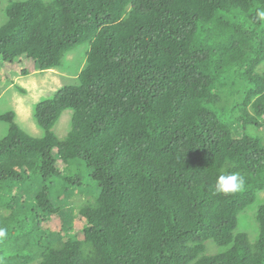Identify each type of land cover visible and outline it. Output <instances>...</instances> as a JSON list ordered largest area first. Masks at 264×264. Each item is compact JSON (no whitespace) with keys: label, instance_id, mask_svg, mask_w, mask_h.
<instances>
[{"label":"trees","instance_id":"obj_1","mask_svg":"<svg viewBox=\"0 0 264 264\" xmlns=\"http://www.w3.org/2000/svg\"><path fill=\"white\" fill-rule=\"evenodd\" d=\"M264 0H27L0 26V60L21 74L61 65L89 43L78 84L35 106L43 136L13 121L0 139V193L39 180L32 209L5 205L0 264H264V204L249 244L238 215L264 191ZM23 61H20V59ZM262 68V69H259ZM232 97L230 120L227 98ZM72 111L59 140L52 127ZM82 160L100 195L79 210L80 235L44 244L37 212L59 177L54 159ZM238 172L244 189L222 194L218 175ZM82 186L80 176L64 178ZM230 248L200 256L205 242Z\"/></svg>","mask_w":264,"mask_h":264},{"label":"rangeland","instance_id":"obj_2","mask_svg":"<svg viewBox=\"0 0 264 264\" xmlns=\"http://www.w3.org/2000/svg\"><path fill=\"white\" fill-rule=\"evenodd\" d=\"M27 0H0V26L6 21L5 9L12 2ZM48 2L50 0H41ZM89 43L81 44L65 53L61 65L57 68L39 71L33 64H29L30 72L22 75V67L2 64L0 60V115L12 112L13 121L21 130L33 138L43 136V130L34 119L35 106L41 101L50 98L57 90L66 85L78 84V75L85 66L86 52ZM20 61H23L21 58ZM262 69V68H259ZM227 112L230 120L232 97L227 98ZM72 111L66 110L61 113L52 127V133L59 139H65L71 129ZM8 131V124L0 121V139ZM246 132L258 136L264 143V126L258 128L249 126ZM59 177L53 179L50 187V199L57 209L53 214H41L37 212L40 224L39 236L44 244L58 246L67 238H76L80 235L83 220L79 210L95 202L100 195L97 185L90 179V170L82 160H72L62 163L56 153L53 154ZM80 176L82 186L69 185L64 178ZM39 180L27 181L24 185H11L0 193V216L8 217L10 210L5 205L32 209L33 195L39 188ZM264 204V191L257 194L256 201L238 215L236 233L246 235L249 244L254 245L258 237V225L255 213L258 206ZM202 256H213L226 252L230 246L219 247L212 240L205 242ZM41 258L38 253L28 264H40Z\"/></svg>","mask_w":264,"mask_h":264},{"label":"clouds","instance_id":"obj_3","mask_svg":"<svg viewBox=\"0 0 264 264\" xmlns=\"http://www.w3.org/2000/svg\"><path fill=\"white\" fill-rule=\"evenodd\" d=\"M257 17L264 20V10L257 12ZM245 178L238 172L220 174L216 180V189L222 194H234L244 189Z\"/></svg>","mask_w":264,"mask_h":264}]
</instances>
